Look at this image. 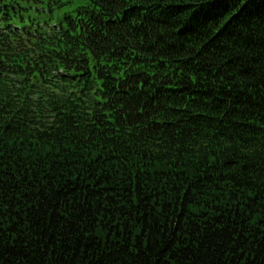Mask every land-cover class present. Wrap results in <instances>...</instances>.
<instances>
[{"label":"trees","instance_id":"16d2710c","mask_svg":"<svg viewBox=\"0 0 264 264\" xmlns=\"http://www.w3.org/2000/svg\"><path fill=\"white\" fill-rule=\"evenodd\" d=\"M0 264H264V0H0Z\"/></svg>","mask_w":264,"mask_h":264}]
</instances>
